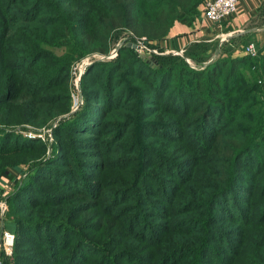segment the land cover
<instances>
[{
    "label": "trees",
    "instance_id": "trees-1",
    "mask_svg": "<svg viewBox=\"0 0 264 264\" xmlns=\"http://www.w3.org/2000/svg\"><path fill=\"white\" fill-rule=\"evenodd\" d=\"M204 1L0 0V125L68 112L75 60L123 29L161 39ZM217 43L96 61L51 157L0 128L15 264H264V57Z\"/></svg>",
    "mask_w": 264,
    "mask_h": 264
},
{
    "label": "crops",
    "instance_id": "crops-1",
    "mask_svg": "<svg viewBox=\"0 0 264 264\" xmlns=\"http://www.w3.org/2000/svg\"><path fill=\"white\" fill-rule=\"evenodd\" d=\"M200 14L192 24L176 21L163 38L153 40L162 51L185 48L192 42H218L213 57L222 44L234 47L233 56L249 55L245 46L255 42L261 59L264 57V0H240L237 12L220 22H209Z\"/></svg>",
    "mask_w": 264,
    "mask_h": 264
},
{
    "label": "rangeland",
    "instance_id": "rangeland-1",
    "mask_svg": "<svg viewBox=\"0 0 264 264\" xmlns=\"http://www.w3.org/2000/svg\"><path fill=\"white\" fill-rule=\"evenodd\" d=\"M131 36L132 35H131L130 31L123 29V31H121V34L119 36H117L116 39L113 40L111 49H113L115 47L117 48V54L113 57H110V58L103 57L102 58V56L105 53L92 52V53H88L85 56H83L82 58L74 61V63L70 67V76H69V81H68L69 94L71 96V106H70V110L68 112H65L63 114L56 116L54 119L50 120L49 122H47L44 125L20 124V125H16L13 127L12 126H4L3 127L2 125H0V128L2 130H7V131L22 134L26 138L39 141L40 142L39 144H41V143L45 144L47 146V156L51 157L53 155V151L55 150V148H56L55 145L57 143V139H56L57 137L55 136V130L58 128V126L61 124L62 121L69 119L75 112L82 109L85 105V97L82 93V86H83L82 81H83V77L86 74V72L88 71L89 67L92 66L93 64H95L96 61L112 60V59L116 58L119 55L120 48L123 45H128V42L132 41ZM149 44L152 46L157 45L154 42H149ZM173 54H177V53H173ZM138 55H140V54L138 53ZM152 56L153 55L150 54V55L143 57V58H151ZM97 74H98V71H95L94 73H92L89 77V81H91V78L95 79L97 77ZM97 104H98V102L93 103V105H97ZM93 127H94V125H93ZM96 130H98V128ZM82 136H88V134H86V135L82 134ZM21 166L23 168H26L27 165L22 164ZM9 170H11L15 175H17V176L19 175L16 171H14V169L12 167H9ZM101 172L102 171H99V170H92V171H90L89 174L97 177L98 175L101 174ZM110 174H114V172H110ZM8 181L11 182L9 179H7L4 184L0 185V195H2V193L4 192L3 187ZM41 184L46 185V186L50 185V183H48L46 180H42ZM16 188H17V181L13 182L12 189L8 193V198L16 190ZM13 254L10 257L8 264H15L14 259H13V256H14Z\"/></svg>",
    "mask_w": 264,
    "mask_h": 264
},
{
    "label": "built area",
    "instance_id": "built-area-1",
    "mask_svg": "<svg viewBox=\"0 0 264 264\" xmlns=\"http://www.w3.org/2000/svg\"><path fill=\"white\" fill-rule=\"evenodd\" d=\"M240 0H205L202 8V17L209 22H220L226 18L232 17L238 10ZM135 44V49L142 57L152 55L153 53L172 52L182 54L185 48L171 49L162 51L156 46L149 44L150 41L145 36H135L132 38ZM152 42V41H151ZM244 52L249 55L256 56L258 48L255 42L248 43ZM117 54V48L111 49L110 52L105 53L103 57H113ZM13 182H7L3 187V193L0 195V264H4L10 259L13 254L16 236L6 228L7 214L9 211L8 193L12 189Z\"/></svg>",
    "mask_w": 264,
    "mask_h": 264
},
{
    "label": "water",
    "instance_id": "water-1",
    "mask_svg": "<svg viewBox=\"0 0 264 264\" xmlns=\"http://www.w3.org/2000/svg\"><path fill=\"white\" fill-rule=\"evenodd\" d=\"M128 45L135 47V44L132 41L128 42Z\"/></svg>",
    "mask_w": 264,
    "mask_h": 264
}]
</instances>
